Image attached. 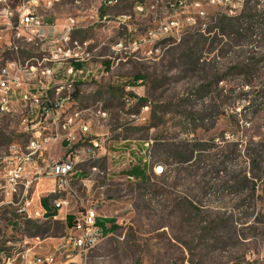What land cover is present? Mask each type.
I'll use <instances>...</instances> for the list:
<instances>
[{
    "label": "rangeland",
    "instance_id": "374dc122",
    "mask_svg": "<svg viewBox=\"0 0 264 264\" xmlns=\"http://www.w3.org/2000/svg\"><path fill=\"white\" fill-rule=\"evenodd\" d=\"M20 1L8 0L12 9ZM106 1L60 0L39 10L59 25L58 37L68 17L79 21L67 47L85 58L91 73L75 83V108L88 109L91 133L92 127L107 133L110 156L92 163L100 168L94 173L81 165L77 173L85 176L75 184L85 187L92 174L91 191L83 195L119 228L67 257L64 223L35 216V204L21 211L25 201L0 189V264L52 251L56 264H264V93L254 95L264 88V17L256 30L244 24L231 32L220 28L226 14L218 11L205 32L150 41L145 32L164 16L167 0L147 15L134 12L133 0ZM121 15L131 16L123 21ZM17 20L14 12L12 24ZM6 22L0 17V65L29 67L48 55L39 39L16 34ZM13 100L19 112V98ZM18 112L0 118V159L20 140ZM149 151L164 167L161 175L145 169ZM114 153L125 161L131 153L133 160L120 170ZM2 172L0 165V188ZM31 193L41 196V187ZM46 197L49 207L41 206L52 210Z\"/></svg>",
    "mask_w": 264,
    "mask_h": 264
},
{
    "label": "built area",
    "instance_id": "2783aa9c",
    "mask_svg": "<svg viewBox=\"0 0 264 264\" xmlns=\"http://www.w3.org/2000/svg\"><path fill=\"white\" fill-rule=\"evenodd\" d=\"M54 0H46V5H51ZM114 0L106 3L113 4ZM152 4L150 8H135L134 12H146V15L156 11L160 5ZM247 0L232 2L231 0H167L164 16L160 17L155 24V32L145 34V39L155 41V35L161 29L174 28L180 30V37L184 34V27L191 25L193 20L200 17H216L217 10H224V14L232 16L242 11ZM261 3L264 0H259ZM3 9L0 17L7 19V24L16 31L39 39L46 45L45 55L37 65L29 67L11 62L0 71V110L6 108L7 95L19 98L21 125V137L10 146H17L19 157L10 156V146L6 158L0 161H11V168L2 172L1 190L6 197H18L19 201H25L20 209L27 213V204H35V216L43 217V213H51L44 209H37V200H43L44 189L77 191L79 202H60L59 214H53L52 218H59L66 227L67 257H77L86 250L96 246L105 235L103 228L98 224L96 208L86 196L84 191L90 192L92 174H88L85 187L71 186V174H75L77 165L86 157L102 152V134L85 133V109L68 112L66 116H59L60 105L67 103L74 97L75 83L80 79H86L91 70L86 68L82 61L85 58L67 47L70 34L76 25V17H68L62 25V35L55 36L58 24H44L35 22L32 13V5L35 0H21L15 9H12L8 0H0ZM213 10V11H212ZM14 12L18 20L12 24L11 18ZM131 16V15H130ZM123 20V15L120 16ZM124 21V20H123ZM199 31H205V28ZM176 37L175 39H179ZM51 66H46L45 63ZM80 64L79 66L77 64ZM8 69L17 71V78H9ZM38 72V87H31L27 82V73ZM66 90V92H64ZM127 105L134 103L132 95H126ZM99 114L106 112L98 110ZM76 120H83V127H76ZM58 121H65V135L56 133ZM43 128H52V135H43ZM22 130H29V138H22ZM151 142V141H150ZM90 143L88 154H81V144ZM147 145L149 142L146 143ZM56 151L61 153L56 154ZM133 160V159H132ZM131 163V160L125 161ZM100 171L95 168L92 173ZM164 172V167L158 169V174ZM41 187V196L28 197L30 188ZM33 217V216H29ZM69 218V221H68ZM56 249V246H54ZM44 258H51V264H56V251L46 254L23 256L21 264H44ZM14 260V259H13Z\"/></svg>",
    "mask_w": 264,
    "mask_h": 264
},
{
    "label": "bare ground",
    "instance_id": "6f19581e",
    "mask_svg": "<svg viewBox=\"0 0 264 264\" xmlns=\"http://www.w3.org/2000/svg\"><path fill=\"white\" fill-rule=\"evenodd\" d=\"M58 1H60V0H54L51 5H46V0H35V5H32V13L36 14L35 15V22H43L44 24H48L45 21L44 16L38 12L37 7L40 4H42L45 8H50L53 6V4H55ZM156 1L157 0H133L132 2H133V7H135V8H150V7H152V4L156 3ZM231 1L232 2H242L244 0H231ZM116 2H117V0H114L113 4ZM218 11L221 13H224V10H217V12ZM135 13L140 14V15H146V12H135ZM236 14H234V15H236ZM129 17H126L123 15V20H125L126 18H129ZM214 19H215L214 17L196 18L195 20H193V23L191 25H187L186 27H184V32L187 31L188 29H197V30L201 29L203 26H205V24L213 21ZM76 25L77 26L79 25V21H78L77 17H76ZM152 32H155V24L149 26L147 28L145 34H152ZM179 35H180V30H175L174 28L161 29L158 32V34L155 35V41H158V40L163 39V38H170V37L176 38ZM4 69H5V65H3V66L0 65V71H3ZM8 76H9V78H17V71H15V69H8ZM36 79H38V72L27 73V82L34 81L35 86H33V87H38V80H36ZM14 98H15L14 95H7L6 108H3L2 110H0V118H2L3 116L12 117V116H14V113L18 112L17 109L15 108L16 105H15L14 100H13ZM124 100L126 102V96L124 97ZM17 102H19V100H17ZM18 105H19V103H18ZM75 105H76V103H75L74 98H71L70 100L67 101V103L60 105L59 116H66L68 114V112L78 111L79 109L75 108ZM19 107H20V105H19ZM80 110H83V109H80ZM87 110L88 109H85V124H86L85 125V133H91L90 117H88L90 115L86 114ZM97 114L99 117L103 118V117L107 116V111L104 113H101V115L99 114V112ZM19 115H20V110L18 112V116ZM76 127H83V120H76ZM65 131H66L65 121H58L57 126H56V133H58V135H65ZM22 135L27 136V138H29V130H22ZM43 135H52V128H43ZM106 140H107L106 137L102 139V152L95 153L94 155H90L89 157H86L85 160H81V164L77 165V169L75 170V174L79 170V167L81 165H84V164H86L88 166V169L90 171L94 170L95 168H98L97 165H92V163L94 161L96 162V160L99 159L100 157L104 158L107 155H110V152L108 150V144H106ZM135 148H137V147H135ZM89 150H90V143H82L81 144V154H88ZM133 154H134V152H133ZM127 155L129 156V158H127V159H129V160L133 159V156L131 153H128ZM10 156L11 157H19V150H18L17 146H10ZM120 156L121 155H119V153H114L113 155H111V157H113L115 159L117 158L118 160H119ZM145 162H147V168L145 166V169H147V172L150 173V171H152L153 173L158 174V169L160 168L161 164L159 162H155L153 160L151 151H149L148 155L146 156ZM0 165H3L4 170H6L8 168H11V161H3L0 163ZM161 167H162V165H161ZM75 174H71V186L80 187L79 185L75 184V181H76ZM128 177L133 178V176H128ZM44 191L45 192L51 191L50 195H49L50 202H51V205L56 209L57 212H59V203L60 202H79V194L77 193V191L56 190V191H54V193H53V189L52 190H44ZM47 194H48V192H47ZM39 205H40V208L43 209L41 206V200H39ZM43 214H45V213H43ZM46 260L49 261L50 258H46Z\"/></svg>",
    "mask_w": 264,
    "mask_h": 264
},
{
    "label": "trees",
    "instance_id": "16d2710c",
    "mask_svg": "<svg viewBox=\"0 0 264 264\" xmlns=\"http://www.w3.org/2000/svg\"><path fill=\"white\" fill-rule=\"evenodd\" d=\"M256 1V2H255ZM250 2H255L256 5L258 7L255 8H251V11L248 12V8H249V3ZM264 17V2H260L257 0H249L246 2L244 8L242 11H240L237 15H233V16H228V15H222L221 18L218 20V23L220 25V28H222V30L225 29H229L231 30V32H236L239 29H241L243 27V25H247L248 28H252V30H256L259 28L258 23L261 21H258L259 18ZM213 21L205 24V26H203L200 30H202L203 28H205V31L207 29H209V27L211 26ZM215 27V26H214ZM191 31V30H190ZM204 31V32H205ZM252 35H257V32H253L251 31ZM264 35V33H262V36ZM258 36V35H257ZM108 63V62H106ZM78 66L80 65L79 63L77 64ZM107 68L109 67V64H107L106 66ZM139 75L135 76L136 79H138ZM264 93V88L260 91H256V93L254 95H260L258 97L255 96L256 98H261ZM76 95V91L74 93V97ZM165 146V145H164ZM110 155H107L106 157H109ZM129 160V159H126ZM158 160V159H157ZM161 162V160H159ZM131 163H125V160H123V158H119L118 160V164L120 165L118 168H122L124 169L126 165H129ZM80 177V176H79ZM45 198H43V200H41V202L43 203V205L45 207H49V200L48 197L44 196ZM53 214H55V212H51V213H45L44 215L47 216V218H52ZM69 221V218H68ZM98 224L103 228V230L105 231V233H109V232H115L118 228L119 225L116 223V220H114L113 218H108V217H98ZM65 225V224H64Z\"/></svg>",
    "mask_w": 264,
    "mask_h": 264
},
{
    "label": "crops",
    "instance_id": "0c3cea01",
    "mask_svg": "<svg viewBox=\"0 0 264 264\" xmlns=\"http://www.w3.org/2000/svg\"><path fill=\"white\" fill-rule=\"evenodd\" d=\"M40 6H43L42 4H40L38 7H37V10H38V12L40 13V10H39V7ZM41 14V13H40ZM43 15V14H42ZM44 16V15H43ZM44 19H45V17H44ZM45 21H46V19H45ZM47 22V21H46ZM48 24H51L50 22H47ZM29 82H31V87H33V86H35V83H34V81H29ZM79 175H81V177H79ZM85 176V173L84 172H78V173H76V175H75V177H76V179H81V178H83ZM44 196H49V194H47V192H45L44 191ZM43 208V207H42ZM44 209V208H43ZM44 210H47V211H49V212H55V214H59V212H57L56 211V209L55 208H53L52 210H49V209H44ZM99 217H104V216H99ZM44 218H47V216H45L44 215ZM104 231V230H103ZM113 232H109V233H105V231H104V235H105V237L106 236H108V235H111Z\"/></svg>",
    "mask_w": 264,
    "mask_h": 264
}]
</instances>
